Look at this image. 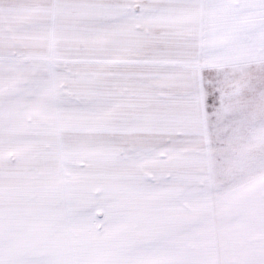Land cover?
<instances>
[{
	"label": "snow or ice",
	"instance_id": "snow-or-ice-1",
	"mask_svg": "<svg viewBox=\"0 0 264 264\" xmlns=\"http://www.w3.org/2000/svg\"><path fill=\"white\" fill-rule=\"evenodd\" d=\"M0 264H264V0H0Z\"/></svg>",
	"mask_w": 264,
	"mask_h": 264
}]
</instances>
